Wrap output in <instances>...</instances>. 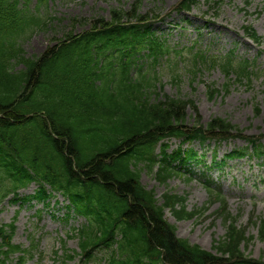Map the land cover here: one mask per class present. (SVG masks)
Wrapping results in <instances>:
<instances>
[{
    "label": "trees",
    "instance_id": "obj_1",
    "mask_svg": "<svg viewBox=\"0 0 264 264\" xmlns=\"http://www.w3.org/2000/svg\"><path fill=\"white\" fill-rule=\"evenodd\" d=\"M22 1L0 0V206L11 193L24 202H45L55 191L68 197L85 223L75 235L80 251L64 245L63 263L81 256L86 264H264L245 255L242 245L249 238L236 221L214 245L217 255L178 237L165 209L179 220L193 219L200 210L188 211L186 197L169 192L159 204L141 182L145 168L154 171L160 163L156 177L165 183L179 166L198 159L192 149L168 152L165 139L205 143L238 131L220 117L189 126L192 101L156 94L159 73L140 67L132 75L144 48L154 67L165 52L150 30L133 22L147 19L141 1L112 10L111 20L95 19L89 30L73 31L32 57L22 42L48 24ZM193 1L185 0L184 7ZM171 73L179 77L173 67ZM254 152L264 154V146L255 144ZM32 182L40 184L37 194L19 197L17 191ZM209 190L223 201L221 213L230 221L221 191ZM257 220L264 238V220ZM15 232L14 223L0 225V264L16 253L24 264L36 249L34 241L30 248L15 244Z\"/></svg>",
    "mask_w": 264,
    "mask_h": 264
},
{
    "label": "rangeland",
    "instance_id": "obj_2",
    "mask_svg": "<svg viewBox=\"0 0 264 264\" xmlns=\"http://www.w3.org/2000/svg\"><path fill=\"white\" fill-rule=\"evenodd\" d=\"M135 1L48 0L40 3V0H32L29 8L37 10L40 3L39 13L49 24L24 39L22 46L25 54L28 57L40 55L67 34L89 30L98 18L110 20L113 9L128 10ZM180 2L182 0H142L139 10L142 15L156 16L153 22L157 34L168 39L172 45L190 47L191 43L199 40L197 49L207 50L212 53L211 56L218 54V51L224 53L228 49H235L239 58L254 60L258 72L248 82L239 81L235 75L229 79L219 67L204 68L193 79L185 70L184 62L178 58L181 80L172 81L165 66L161 82L164 87L158 85V93L161 97L168 94L193 101L194 106L190 105L186 112V124L189 126L198 120L207 125L212 119L220 117L237 126L243 136L259 137L264 144V0H215L216 3L199 0L190 12L178 15L176 7ZM204 25L207 26L203 28ZM201 26L203 29L199 32L197 27ZM245 26H252L263 37V42L256 43L249 39ZM171 143L172 152L178 147L179 140L173 139ZM248 144L246 139L238 137L220 144L212 141L202 146L196 141L185 144L184 148H194L204 154L207 164H213L215 155L216 160L221 161L233 150ZM159 151L157 149L156 153ZM193 167V176L189 172L174 173L162 183L156 177L157 164L154 171L147 168L142 171L141 181L146 188L155 191L160 203H163L164 194L169 192L186 197L188 211L207 208L203 214L189 220H177L170 209L166 210L165 217L177 227L179 236L212 249L225 237L229 222L225 223L226 214L220 210L223 201L212 195L205 183L207 178L201 175L203 164H193ZM212 179L214 184L211 190L220 186L227 203V213L233 217L231 220H236L238 226L245 228L247 237L253 236L250 242L242 245L245 254L260 258L264 254V239H261L259 226L254 222L259 218L264 219V157L228 160L222 169L212 173ZM37 186L31 184L22 189L20 195L34 194ZM12 198L9 197L1 206L0 224H10L16 219L14 242L29 248L34 241L36 249L25 264H64L62 260L56 262L53 253L61 248L62 240L67 239V248L79 250L78 238L68 235L85 223V219L73 214L68 208L70 202L62 195L58 194L46 205L35 201L22 205L21 202L12 201ZM68 214H71L70 217H67ZM17 262L18 255H15L8 264H19ZM65 264L86 263L81 256H77ZM90 264L98 263L92 261Z\"/></svg>",
    "mask_w": 264,
    "mask_h": 264
}]
</instances>
